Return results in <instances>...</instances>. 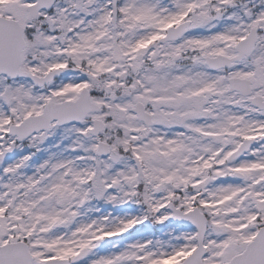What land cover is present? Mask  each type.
<instances>
[{"label": "snow or ice", "instance_id": "obj_1", "mask_svg": "<svg viewBox=\"0 0 264 264\" xmlns=\"http://www.w3.org/2000/svg\"><path fill=\"white\" fill-rule=\"evenodd\" d=\"M0 264H264V0H0Z\"/></svg>", "mask_w": 264, "mask_h": 264}]
</instances>
